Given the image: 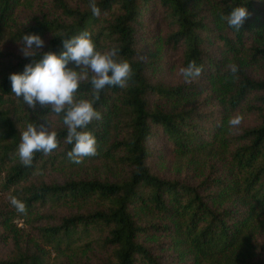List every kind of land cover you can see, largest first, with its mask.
Wrapping results in <instances>:
<instances>
[{"label":"trees","instance_id":"1","mask_svg":"<svg viewBox=\"0 0 264 264\" xmlns=\"http://www.w3.org/2000/svg\"><path fill=\"white\" fill-rule=\"evenodd\" d=\"M95 3L99 16L90 0H0V247H12L0 264H264V0ZM237 6L249 12L240 30L221 19ZM85 30L133 74L101 91L102 119L87 128L97 155L76 164L64 113L29 108L9 77L41 58L22 54L24 34L59 55ZM193 60L202 75L191 83L166 75ZM90 79L78 99H93ZM32 122L59 144L25 167L18 146Z\"/></svg>","mask_w":264,"mask_h":264},{"label":"clouds","instance_id":"2","mask_svg":"<svg viewBox=\"0 0 264 264\" xmlns=\"http://www.w3.org/2000/svg\"><path fill=\"white\" fill-rule=\"evenodd\" d=\"M93 15L99 16L100 9L95 0H90ZM249 12L245 6L232 9L226 19L230 27L240 30ZM62 53L40 51L45 41L38 34H24L21 52L25 57H34L39 51L41 58H33L32 63L25 65L22 73H12L9 77L12 93L23 99L25 104L35 109L37 105L51 106L52 111L63 115V124L67 128L66 143L73 144L67 153L70 160L79 164L85 157L97 155V139L88 131V125L93 120L102 119V114L94 107L100 93L106 87L118 86L125 88L131 79L133 71L131 64L125 59L117 58L116 50L100 51L92 39V34L85 30L71 38L63 39ZM71 65V66H70ZM233 75L238 72V66L230 65ZM185 83H191L202 75V67L195 60L186 67L179 69ZM94 89L92 100L77 98L81 82L88 80ZM242 117L237 115L228 121L231 127H237ZM57 133L50 130L47 123H28L21 133V143L18 146L20 162L25 167H31L35 152L50 154L58 147ZM11 204L18 212H26V206L16 197L10 198Z\"/></svg>","mask_w":264,"mask_h":264},{"label":"rangeland","instance_id":"3","mask_svg":"<svg viewBox=\"0 0 264 264\" xmlns=\"http://www.w3.org/2000/svg\"><path fill=\"white\" fill-rule=\"evenodd\" d=\"M181 67L180 66H176L174 69L173 68H168L166 69V75L168 76L169 79L171 80H175V79H181V75H180V72H179V69ZM158 148H161L162 145L165 144V142L163 140H158ZM161 152H164V157L162 159V162L164 165H171L172 164V153H171V150L169 149H166L164 151H161ZM17 223H21V220H17ZM12 247L10 244H3L1 247H0V254L4 255L5 253L11 251ZM55 254L53 253L52 254V257L54 256Z\"/></svg>","mask_w":264,"mask_h":264}]
</instances>
